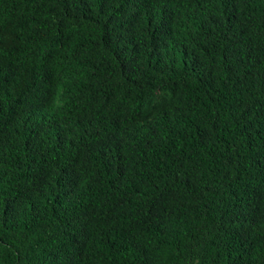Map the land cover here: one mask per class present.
Returning <instances> with one entry per match:
<instances>
[{
	"label": "trees",
	"instance_id": "1",
	"mask_svg": "<svg viewBox=\"0 0 264 264\" xmlns=\"http://www.w3.org/2000/svg\"><path fill=\"white\" fill-rule=\"evenodd\" d=\"M0 264H264V0H0Z\"/></svg>",
	"mask_w": 264,
	"mask_h": 264
}]
</instances>
